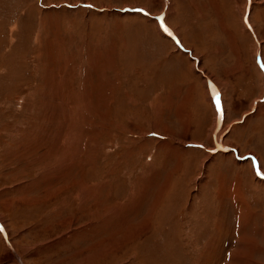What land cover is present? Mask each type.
I'll return each instance as SVG.
<instances>
[{
	"label": "rangeland",
	"instance_id": "rangeland-1",
	"mask_svg": "<svg viewBox=\"0 0 264 264\" xmlns=\"http://www.w3.org/2000/svg\"><path fill=\"white\" fill-rule=\"evenodd\" d=\"M140 7L154 16L129 11ZM163 11L182 47L200 48L194 56L207 73L198 74L211 76L197 80L207 96L206 84L215 116L210 100L206 110L199 99L194 106L197 115L202 108L211 123L215 118L207 144L177 150L181 137L171 121L177 140L149 131L150 103L131 104L137 115H129L128 90L137 89L129 78L140 77V63L150 60L147 43H160V33L177 46L159 26ZM167 44L155 53L164 64L174 48ZM194 59L186 63L192 70ZM227 61L237 69V105L217 82L227 78ZM248 80L263 86L249 109L256 92ZM144 86L138 83L140 92ZM151 96L150 88L144 101ZM228 103L248 115L231 123ZM257 110H264V0H0V221L13 242L0 232V264H264V122ZM188 133L184 139L192 141ZM147 136H169L176 162H159L164 153L146 156L154 151ZM160 189L164 195L153 194ZM116 220L138 226L117 247L125 230L116 232ZM101 224L106 233L95 246L101 237L87 229Z\"/></svg>",
	"mask_w": 264,
	"mask_h": 264
},
{
	"label": "crops",
	"instance_id": "crops-1",
	"mask_svg": "<svg viewBox=\"0 0 264 264\" xmlns=\"http://www.w3.org/2000/svg\"><path fill=\"white\" fill-rule=\"evenodd\" d=\"M121 12L126 14L129 11H126V10L122 11L121 10ZM132 12H136V11H132ZM137 13L141 14L140 12H137ZM204 14H202V17ZM144 16L153 17L154 15L149 14V15H144ZM151 29H153L154 32L159 31V30H157V28H153V26L151 27V25H150V27H148L147 30L150 31ZM222 30H225V29L222 28ZM198 31H199V35L201 37L202 42L203 43L208 42L209 35L207 34V31L202 30L200 28ZM225 32L227 33V35H231L232 37H234L233 36L234 34L232 33V31L229 34H228L227 30ZM208 33H210V31H208ZM145 35L150 37L149 36L150 34H148V33L147 34L145 33ZM158 36H159V40H160L159 42L160 43L154 42L155 40L154 41L150 40L147 43V44H150V47H152L153 49H152L151 53L148 54V58L150 60L144 61L143 64L140 63L139 67H142V73H141L140 77H138V76L135 77V80L129 78L130 84H133V85L135 84V86L137 87V89H135L133 86H131V88H129V90H128L129 108L131 111V112H129V115L130 116H136L137 115V114L135 115L134 109L130 106L131 104L139 103V104L143 105L144 108L147 109V108H149V106H150L149 103H150L151 107L155 106L154 108L156 110L153 111L154 116H155V117L153 116L154 119L148 115L149 114L148 112L145 111V114H146L145 115L146 118L144 120L145 124L152 127V130H149V131L161 132V134H164L162 131L165 130V131L170 132V137L168 136L169 138L173 139V137H174L177 140L178 138H176V136H173L172 131L178 129L177 132L179 131L178 135L181 138L178 139L179 145L177 143V146H176L177 150H179V148L181 146H183L184 144H186L188 146L191 144L200 143L201 141H203V143H204L205 141L209 140L208 134H209V131L211 130V127L214 125L215 118H214L213 123H211V118H210L209 112L202 111L201 110L202 108H200V112L197 115L195 113L196 108L194 107L196 100L199 99V103H200L199 106L203 105V110H206L205 107L207 108V101L210 100V104L212 106V109L214 110V116H215V109L213 107L211 98L209 96L206 84H205V88L207 91V96L205 95L204 90L200 86V85H202L201 84L202 81L199 80V82H198V80H197V79H202L200 77L203 76L202 74L201 75L198 74L199 69H200V72L202 71V73L203 72L207 73L206 71H204L203 69L198 67V63H200V60L195 58V56H194L195 52L199 51L200 48L194 44H189V43L186 44L185 43L186 38L184 39V37L182 36L181 40H182L183 44L184 43L186 44V45H184V47H186V49H188V51H190L192 53V55H188L189 52L187 50L185 51V48L182 47V45L181 46H175L174 44L170 43L168 40L163 39L160 36V33L158 34ZM212 36H210V37H212ZM162 43H168L167 45L171 44L174 46L173 52H169L166 60L164 61V62H166V64H164L163 62L161 63L158 60H156L157 59L156 54L157 53L161 54L163 52ZM147 44H146V46H147ZM171 45H169V46L171 47ZM179 47L182 49V52H180L178 50ZM217 50H218V48H217ZM221 50H223V52L225 51V53L228 55L231 54L230 53L231 51L226 49V45L224 46V49L222 48ZM140 56H141V52L139 51L138 57H140ZM189 56L192 59L195 58L193 60V64L196 66V68H195V66L192 65L194 67L193 68L194 71L192 70V68L189 64L188 65L186 64L188 62L187 58H189ZM227 62H228V65L225 64L224 62H222L223 63L222 64L223 65L222 66V72H224L223 78H225V77H227V78H225L226 80H224L223 82H221L219 80H217V82L220 85V89L222 91L223 98L225 96L227 102L230 99L229 102L235 103L236 102L235 100L237 99L236 97L239 96V94H238V91L236 90L237 89L236 85H234V81H233V77L231 76V73L237 72V69H235V67H236L235 65L230 66L231 65L230 62L229 61H227ZM189 66H190V68H189ZM190 69L192 70V73L190 72L191 74L189 73ZM209 76H206L207 78H205L203 76L204 80L206 81V79H209ZM230 78L232 80H228ZM131 80H133V81H131ZM244 80L246 81V79H244ZM248 81L250 84L251 83L250 80H248ZM139 82H141V84H145V86H144L145 90H146L145 92H143V91L140 92V90L138 89V83ZM168 84H170V85H168ZM150 88L152 90V96L151 97H152L153 101H151V102H150V100L144 101V95L146 94L147 91L150 90ZM127 89H128V87H127ZM248 89L251 93L256 92V94H253L254 95L253 98L251 100H249L250 105L248 103L249 106L247 107L249 109L250 106L255 101H257L254 99L260 97L261 95L260 96H258V95L263 93L262 92L263 86L259 87V89H256L255 85L251 83L250 86L248 85ZM252 90H255V91H252ZM143 93H145V94H143ZM223 101H224V99H223ZM192 102H193V104L191 105ZM235 105H237V104L235 103ZM228 106H227L228 108L226 109V115H228V114L232 115V118H230L231 123H234V121L237 120L236 117H234V115H236V114L242 115L243 113L248 115V113H249L248 109L240 110L237 112L236 111L232 112V107H231L232 105H230V103H228ZM257 113L261 114V112H259V110H257ZM208 115H209V117H208ZM261 115H262L261 122H259V123L264 122V110L262 111ZM200 116H201V118H200ZM159 117H160V119H159ZM154 120H155V122H154ZM169 121H171L172 123L175 122V125H177V127H176L177 129H172V127H170ZM157 122H160L161 126H159L157 124L154 126L153 123H157ZM242 123H244V122H242ZM144 128L146 129L145 125H144ZM168 128H169V130H168ZM191 130H192V132H191ZM244 130L247 131V129H244ZM180 131H182V133ZM187 132H189L188 133L189 135H187V137L190 136L193 139L192 141H187L184 139L185 133H187ZM171 135L173 137H171ZM210 135L212 136V134H210ZM148 137L149 136H147L146 141L148 143V140H149V145H152V147L154 148V151L150 152L149 150H147L146 156H148V154L152 155L151 153H154V152H155L154 156H160L162 153H164L168 156L167 159L162 157L159 160V162H162L163 159H164V161L170 163V165H172L173 163L176 162L175 156H176L177 150H175V149L171 150L170 149V147H171V146H169L170 143L168 142V140H166L168 137L162 138V137H158V136H151L150 139ZM161 139L163 140L162 141L163 143L161 142ZM155 141H158V143L153 146ZM168 143H169V145H168ZM204 144H207V143H204ZM145 148H148V147L146 146ZM149 148H151V147L149 146ZM162 156H163V154H162ZM184 160L182 158L178 159L177 165L179 167H181L182 162ZM146 161H147V163H145V168H146L147 172H148V169H150V172H152L153 167L149 164L151 161H149V160H146ZM164 164H166V163H164ZM151 174L152 173L145 174L146 176L143 175L142 178L149 179L152 176ZM165 178H168V176H165ZM167 187L168 186H166V188H165L166 191L169 190V189H167ZM165 190L163 192L161 189L159 191L157 190L159 193L157 191H153V192H155L153 194L156 196L161 195V194L164 195L166 192ZM111 211H115V210L113 209ZM114 214L115 213H110V216H111L110 221L113 220L114 218H116V217H113ZM116 221L118 222V223L116 222L117 226L115 225L116 232L118 234H120V233H123V231L125 230V234H123V236H124L123 239L121 241H119L118 243L116 241V247H117L122 241L131 239V237L136 235L137 233L135 230L137 229L138 226L137 227H133V226L129 227L128 225H131V223H128V220H123V221L122 220H116ZM107 222L109 223V221H107ZM144 223L145 222L143 221L139 225L144 226ZM124 224H128V225H124ZM2 225L4 227L3 223H2ZM103 225L104 224H101L100 228L98 227L99 226L98 225L97 226L98 229L93 230V228H92V230H91V232H95L97 230V232H98L97 234H99L101 237V238H97L98 240H97V244H95V246L96 245L98 246V242L104 240V237H102V234L105 235L106 231L104 230V228H106V226H103ZM108 229H109V226H108ZM140 230L141 229H139V231ZM87 231H88L87 233H89L90 228H88ZM116 232L113 234L111 232H109V236L116 234ZM127 233H129V234L127 235ZM3 234L5 235V238H6V244L10 245L12 241L9 242L8 237H7V233H4V231H3ZM85 237H86V235H85ZM113 241H115V240H113ZM103 253H105V252H103ZM100 254H102V252ZM98 255H99V253H98Z\"/></svg>",
	"mask_w": 264,
	"mask_h": 264
},
{
	"label": "snow or ice",
	"instance_id": "snow-or-ice-1",
	"mask_svg": "<svg viewBox=\"0 0 264 264\" xmlns=\"http://www.w3.org/2000/svg\"><path fill=\"white\" fill-rule=\"evenodd\" d=\"M249 2H251V0H249ZM85 7H88V8H91L92 5H85ZM160 28L163 32L167 33L169 36L172 35L171 31L169 30V28L167 27V25L164 23V19L163 17L161 16L160 18ZM245 23H248V17L245 16ZM214 103L216 105V108H217V111L220 112L221 111V108H220V100H219V94L217 93L215 96H214ZM260 172L257 171V175H259ZM4 229L3 228H0V232H3Z\"/></svg>",
	"mask_w": 264,
	"mask_h": 264
},
{
	"label": "bare ground",
	"instance_id": "bare-ground-1",
	"mask_svg": "<svg viewBox=\"0 0 264 264\" xmlns=\"http://www.w3.org/2000/svg\"><path fill=\"white\" fill-rule=\"evenodd\" d=\"M171 37H173L174 38V36L173 35H171ZM258 62H259V58H258ZM261 62V61H260ZM49 82H50V80H49ZM51 83V82H50ZM210 88H211V84L209 83V85H208ZM214 86V85H213ZM217 88H218V86H217ZM212 89V88H211ZM213 94V97L216 95V93H214V92H212ZM221 108V107H220ZM68 144H69V142H67V147H68ZM223 146V145H222ZM66 160V159H65ZM67 162V161H66ZM261 176H262V174H260ZM83 189V188H82ZM80 197V196H79ZM99 228H100V225L98 226ZM91 229H90V231L92 230V227H90ZM95 229H98L97 228V225H94L93 226V230H95ZM88 232V231H87ZM94 234V233H93ZM98 235V234H97ZM97 251H98V249H97ZM103 251V248H102V250H101V252Z\"/></svg>",
	"mask_w": 264,
	"mask_h": 264
}]
</instances>
